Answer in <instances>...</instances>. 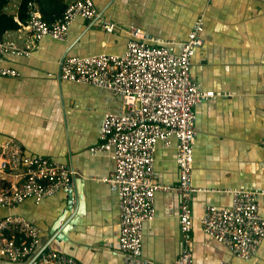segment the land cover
I'll return each instance as SVG.
<instances>
[{
    "label": "crops",
    "instance_id": "1",
    "mask_svg": "<svg viewBox=\"0 0 264 264\" xmlns=\"http://www.w3.org/2000/svg\"><path fill=\"white\" fill-rule=\"evenodd\" d=\"M42 17L58 19L73 0H32ZM99 17L77 18L68 38L43 37L32 55L0 56V69L15 68L18 75L0 74V149L12 143L24 154H39L67 164L73 171L71 188L35 202L26 198L14 207L0 208V217L19 214L42 229L39 247L61 250L78 264H174L181 248L176 191L155 194L156 216L143 225L142 259L121 252L117 194L105 180L115 170L108 154L93 155L100 125L107 112L122 113L120 95L90 84L60 79L65 56L122 54L128 27L136 25L169 42L179 52L194 21L204 19V43L192 60L191 77L216 95L194 107L198 131L194 144L193 182L204 190L192 194L193 264H264V239L256 255L244 260L210 237L201 219L207 205L230 206L233 189L264 191V0H93ZM22 0L5 7L18 28L2 37L19 46L30 43L22 28ZM103 20L115 25L108 32ZM177 141L159 142L155 173L161 184H177ZM0 184L18 180L16 173ZM264 216V194L258 198ZM13 262L0 255V264Z\"/></svg>",
    "mask_w": 264,
    "mask_h": 264
},
{
    "label": "built area",
    "instance_id": "2",
    "mask_svg": "<svg viewBox=\"0 0 264 264\" xmlns=\"http://www.w3.org/2000/svg\"><path fill=\"white\" fill-rule=\"evenodd\" d=\"M93 0H73L62 15L45 20L35 3L27 4V18L20 22L30 34V43L19 46L0 35V56H31L37 43L46 36L65 41L77 18L99 17ZM106 31L115 25L103 20ZM203 15L197 17L179 52L169 42L154 37L139 26L131 25L126 50L122 54L98 53L65 56L60 62L62 80L106 88L120 95L122 113L104 114L98 142L89 148L93 155L108 154L115 161L114 172L105 180L117 194L120 233L118 249L142 259L143 225L156 216L157 191H176L181 196L178 215L182 248L174 264H193L191 250L193 214L192 194L204 190L193 182L196 104L216 95L204 90L191 77L197 49L204 43ZM1 75H18L15 68L0 69ZM177 141V184H161L155 173V154L159 142L170 146ZM16 173L18 180L0 184V208L14 207L26 198L40 202L72 183L74 171L57 160L39 154H24L6 143L0 149V175L3 179ZM262 190L233 189L230 206L207 205L201 222L204 231L224 244L235 256L253 258L264 239V216L259 212ZM42 229L19 214L0 217V255L13 262L35 258V264H78L77 260L56 249L39 247ZM147 264L146 260H143Z\"/></svg>",
    "mask_w": 264,
    "mask_h": 264
},
{
    "label": "trees",
    "instance_id": "3",
    "mask_svg": "<svg viewBox=\"0 0 264 264\" xmlns=\"http://www.w3.org/2000/svg\"><path fill=\"white\" fill-rule=\"evenodd\" d=\"M31 0H22L19 18L21 21H25L27 18V4ZM9 0H0V35L2 36L7 30L15 29L19 27V24L15 21L13 15L5 12V7Z\"/></svg>",
    "mask_w": 264,
    "mask_h": 264
},
{
    "label": "water",
    "instance_id": "4",
    "mask_svg": "<svg viewBox=\"0 0 264 264\" xmlns=\"http://www.w3.org/2000/svg\"><path fill=\"white\" fill-rule=\"evenodd\" d=\"M71 184H70V186L67 188V191H68V196H69V198L70 199H72L73 198V189L71 188ZM56 250H58V248H55ZM35 258L36 257H34L33 259H32V264H35Z\"/></svg>",
    "mask_w": 264,
    "mask_h": 264
}]
</instances>
